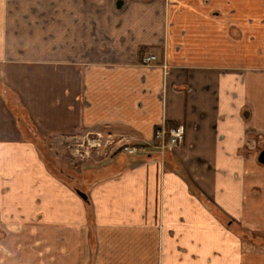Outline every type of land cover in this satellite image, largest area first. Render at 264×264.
Instances as JSON below:
<instances>
[{"label":"crops","instance_id":"obj_1","mask_svg":"<svg viewBox=\"0 0 264 264\" xmlns=\"http://www.w3.org/2000/svg\"><path fill=\"white\" fill-rule=\"evenodd\" d=\"M0 76V264H264V0H0ZM5 88L47 143L117 139L89 203Z\"/></svg>","mask_w":264,"mask_h":264},{"label":"rangeland","instance_id":"obj_2","mask_svg":"<svg viewBox=\"0 0 264 264\" xmlns=\"http://www.w3.org/2000/svg\"><path fill=\"white\" fill-rule=\"evenodd\" d=\"M1 77V76H0ZM15 103V101H14ZM17 109L18 114L22 117L23 120L26 119L24 112L18 106ZM25 130L27 128L26 123L23 125ZM30 135L39 150V154L43 157L46 164H48V168L52 170L58 176L61 175L65 180H67L73 187L78 188L80 190L86 191V180L90 181V178L85 175V179L81 178L82 171H86L91 166L97 164H104L108 159L114 155L115 149L118 148L119 145L117 139H110L108 137L102 136L98 137L97 135L90 136V138H83L82 136H78L76 134H71L69 137H64L56 140L51 143L43 141L41 137L38 135L33 136L29 132ZM27 139V138H26ZM117 145V147H116ZM124 148V147H123ZM121 149V153L124 156H129L128 153L125 152L124 149ZM145 154L140 155V158L143 159L147 157L148 152L145 149ZM167 152V150L165 151ZM139 155V154H137ZM148 158V157H147ZM105 160V161H104ZM144 160V159H143ZM21 175L25 178L28 176L29 170L27 166H21ZM63 171V172H61ZM72 188V187H71ZM27 188L22 187L21 190H26ZM73 189V188H72ZM1 194L3 190L0 191ZM22 193V192H21ZM75 194L82 199L76 192ZM25 198L28 196L25 194ZM15 198L14 196H10L9 199ZM1 199V198H0ZM3 201L0 203V206L6 207V204ZM83 200V199H82ZM84 201V200H83ZM85 202V201H84ZM18 205H15V208L18 209ZM6 209V208H3ZM15 213V210H9V213ZM254 237H257L256 235Z\"/></svg>","mask_w":264,"mask_h":264},{"label":"built area","instance_id":"obj_3","mask_svg":"<svg viewBox=\"0 0 264 264\" xmlns=\"http://www.w3.org/2000/svg\"><path fill=\"white\" fill-rule=\"evenodd\" d=\"M157 57L155 55H145L141 59L143 66H155ZM184 127L178 126L176 128H159L155 132V139L159 141V150L164 153L167 149L179 146L184 140ZM129 155L138 154L141 150L138 147L125 146L123 148Z\"/></svg>","mask_w":264,"mask_h":264},{"label":"trees","instance_id":"obj_4","mask_svg":"<svg viewBox=\"0 0 264 264\" xmlns=\"http://www.w3.org/2000/svg\"><path fill=\"white\" fill-rule=\"evenodd\" d=\"M0 83H1V81H0ZM0 89H1V87H0ZM3 95H4V98H5V100H6L7 107L9 108V110H11L13 113H15L16 116H17V118L20 120L21 130L24 132L25 136H27V138L31 139L32 137H31L30 135L27 134V132H29L30 134H32L33 136L36 137L37 134L35 133V129H34V127L32 126L31 122H29V119H28V117H27V112H26V110L24 109V107L19 103V101H18L16 95H15L12 91H10L9 89H6V88L4 89ZM14 101H15V103H14ZM15 106H16V107L18 106L19 108H21V109L23 110L24 115L26 116V119H25V120H23L22 117L18 114L17 109L15 108ZM24 123H26V125H27L26 130H25V127L23 126ZM47 166H49V165L47 164ZM51 171H52V170H51ZM52 172H53V171H52ZM61 172H63V171H61ZM53 174H54L55 176H57L60 180L69 183L67 180H65L63 177H61V175L58 176V175L55 174L54 172H53ZM69 185H70L74 190H77V189H78V188L73 187V185H71L70 183H69ZM79 190H80V189H79ZM81 191H82V190H81Z\"/></svg>","mask_w":264,"mask_h":264},{"label":"water","instance_id":"obj_5","mask_svg":"<svg viewBox=\"0 0 264 264\" xmlns=\"http://www.w3.org/2000/svg\"><path fill=\"white\" fill-rule=\"evenodd\" d=\"M258 162L262 165H264V150H262L258 156ZM77 194L87 203H89L88 196L85 192L77 189L76 190Z\"/></svg>","mask_w":264,"mask_h":264}]
</instances>
